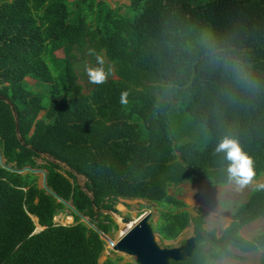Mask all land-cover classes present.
<instances>
[{
    "label": "trees",
    "instance_id": "1",
    "mask_svg": "<svg viewBox=\"0 0 264 264\" xmlns=\"http://www.w3.org/2000/svg\"><path fill=\"white\" fill-rule=\"evenodd\" d=\"M96 53L111 70L102 84L77 69L79 55ZM226 134L252 158L251 179L264 174V0H0L2 161L44 169L46 185L103 233L116 223L93 205L118 212L123 198L160 206L150 223L161 240L189 225L203 231L201 208L191 213L168 188L232 181L215 151ZM59 213L73 222L57 223ZM259 217L264 182L233 207L219 237L208 231L221 243L202 236L171 264H215L236 256L230 246L264 247V229L239 233ZM104 246L39 174L0 164V264H136L99 261Z\"/></svg>",
    "mask_w": 264,
    "mask_h": 264
},
{
    "label": "rangeland",
    "instance_id": "2",
    "mask_svg": "<svg viewBox=\"0 0 264 264\" xmlns=\"http://www.w3.org/2000/svg\"><path fill=\"white\" fill-rule=\"evenodd\" d=\"M111 5H125L128 0H107ZM57 55H62L61 50L56 51ZM104 58V57H103ZM77 62V69L79 72H85L86 65H96L97 60L94 58L90 60L88 54L83 58L79 55ZM104 67L107 66V61L104 58ZM109 66V65H108ZM113 77H116L111 73ZM29 83H33V79L26 77ZM40 161V160H38ZM40 175L41 184V172H36ZM76 180L80 185L84 184L85 177L76 174ZM264 182V174L259 178L253 180L250 179L246 184L239 185L234 181H230L226 184H209L205 181L198 183L182 182L178 185L168 188L169 193L181 198L186 204L187 209L191 213H195L197 208H201V213L204 217V230L213 231L216 237H219L222 230L228 225L231 220V211L233 207L243 201L248 192L256 185ZM115 207L118 210V215L126 217L128 222H121L114 220L116 227L107 234L111 243L114 244L128 229L134 224L141 214L145 212H151L149 221L154 222L157 218V212L159 205L155 202L148 201L146 199L131 198V199H119ZM57 223L68 224L73 222V218L65 213H59L54 217ZM36 229H40L36 223ZM264 229V217H259L248 224L241 227L239 233L242 237L250 239L258 231ZM193 234L192 226L189 225L182 230V232L174 239L161 240L159 236L154 232L156 242L161 246H177L181 244L188 236ZM112 244L105 241L104 250L99 257V261L104 260L107 256L112 258L121 256L119 262H125L127 260H134V256L114 250ZM232 251L236 254L235 257H225L218 260L215 264H260L262 254H264V247H260L256 250L241 252L237 248L231 247Z\"/></svg>",
    "mask_w": 264,
    "mask_h": 264
},
{
    "label": "water",
    "instance_id": "3",
    "mask_svg": "<svg viewBox=\"0 0 264 264\" xmlns=\"http://www.w3.org/2000/svg\"><path fill=\"white\" fill-rule=\"evenodd\" d=\"M7 102L8 99H5ZM12 113L16 120V114L13 108V105L9 102ZM17 135L20 138L17 131V121L15 123ZM44 156L50 159H54L53 156L43 153ZM0 164L16 171L23 170H31L33 172H41V186L44 187L48 192L55 195L60 201H62L70 210H72L75 214L79 216V218L85 222L89 227L93 228L96 232H98L105 241H108L110 244L111 240L108 238L107 234L103 233L99 230L86 216L82 215L78 212L71 202L65 201L61 197L57 196L47 185H46V173L42 168H31L29 166H25L21 169H13L7 165H5L2 161V157L0 154ZM64 168L70 169L64 162L61 163ZM81 188L86 192L85 185H81ZM90 197H92L90 192H87ZM94 209L99 212L108 213L114 220L121 222H128V219L123 216H119L118 212L108 209H97L93 205ZM151 216V212H145L141 214L139 218L132 224L129 229L114 243L112 244L113 249L134 256V261L136 264H171V261L184 260L186 257L190 256L194 243L196 240H199L202 236L206 237L211 242H215L217 244L221 243L216 241L209 232L203 230L200 232H196L188 236L181 244L177 246H163L161 247L155 240V235L151 223L149 221ZM36 220V217H33ZM55 220V219H54ZM42 228V227H41ZM40 228V229H41ZM39 229V230H40ZM38 229L33 230V233L39 231Z\"/></svg>",
    "mask_w": 264,
    "mask_h": 264
},
{
    "label": "clouds",
    "instance_id": "4",
    "mask_svg": "<svg viewBox=\"0 0 264 264\" xmlns=\"http://www.w3.org/2000/svg\"><path fill=\"white\" fill-rule=\"evenodd\" d=\"M90 51L94 52L95 50L90 49ZM96 60L97 64L86 65L85 71L90 82L102 84L111 70L104 67V58L99 53H96ZM215 151L223 153L224 159L227 161L225 169L229 180L244 185L254 175L252 158L242 149L236 137L224 135L217 143Z\"/></svg>",
    "mask_w": 264,
    "mask_h": 264
}]
</instances>
